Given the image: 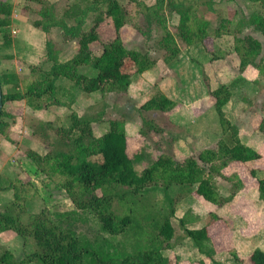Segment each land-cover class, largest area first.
<instances>
[{
    "label": "trees",
    "instance_id": "16d2710c",
    "mask_svg": "<svg viewBox=\"0 0 264 264\" xmlns=\"http://www.w3.org/2000/svg\"><path fill=\"white\" fill-rule=\"evenodd\" d=\"M26 5L34 4L35 17L31 25L46 35L47 57L39 64H27L29 74L22 78L2 71L0 60V77L3 87V112L0 120V134L11 141L10 134L18 116L11 110L10 103L23 102L35 111H52L60 107H68L70 113L65 117L67 126L43 123L46 132H34L33 136L45 143L49 140L48 133L52 131L64 146V150H55L52 144L45 155L34 150L24 149V154L32 161L37 170L50 180L56 181L58 187L66 191L76 206L82 210L94 212L101 229L111 236L126 234L128 230L140 225L131 214L119 215L113 209L116 198L124 199V195L115 192V187H128L131 198L148 195L156 187L170 189L173 186L187 188V192L196 195L215 205L221 206L230 202L246 187L245 178L238 172L226 177L223 170L235 162L247 163L261 156L245 146L240 138V132L226 116L225 106L232 98L228 86L212 87L208 83V94L215 99L222 137L215 148L202 150L195 156L183 160L175 155L161 152L157 157L150 153L145 143L137 153H131L128 148V137L125 126L118 121H112L108 130L98 135L93 121L81 116L71 105L65 104L61 94L64 85L73 83L75 87L86 94L117 93L126 94L133 82L129 65L134 64L136 74H144L155 66V61L148 52L130 49L118 35L110 41L101 33L102 24L112 19L118 34L129 21L126 10L119 0H94L86 8L73 5L68 7L62 17L57 16L56 3L50 0H25ZM136 3L139 18L130 23L147 42L155 41L157 45L169 53L166 63H172L181 54V46L191 47L204 45L210 38L211 23L197 15L196 2L192 0H157L153 5H147L140 0ZM244 2H262L264 0H242ZM31 6V5H30ZM24 6V10L30 9ZM33 8V7H32ZM31 8V9H32ZM16 8L8 0H0V50H12L19 45L18 39L12 36L18 28L14 18ZM95 14L91 27L84 30L85 19ZM76 16V24L69 25L67 19ZM177 18L171 27L170 17ZM175 18V20H176ZM226 24L230 22L226 20ZM242 24L243 22H240ZM248 24L264 35V14L255 12ZM238 26V25H237ZM62 31L61 39L65 45L75 41L76 53L69 59L62 58V50L56 47L52 38L55 29ZM221 27L215 31V37H221L226 32ZM158 35H161L160 39ZM235 51L240 58L238 69L245 72L248 67L258 71L264 79V60L262 43L251 36L236 37ZM98 48V50H96ZM8 55L7 59H12ZM86 67V73L81 72ZM94 70L95 75L90 73ZM60 83H59V82ZM59 83V85H58ZM13 86L14 91L5 92L4 86ZM175 101L162 93H158L142 106L143 111L170 113L176 108ZM264 109V104H263ZM151 129L161 132L154 126ZM42 129V130H44ZM259 131L264 133V119ZM43 132V131H42ZM144 136L147 133L143 131ZM48 136V138H47ZM147 163V164H146ZM145 164L140 171L137 165ZM258 171L249 169L250 178H256L259 198L264 202V179L257 176ZM217 177L230 185V195L224 198L219 195L215 183ZM14 191V198L7 206V211L0 213V233L15 231L24 239L25 246L30 238L36 241L37 250L18 259L10 250L0 254V264H168L166 252L173 245L175 227L171 217L172 207L162 223L157 224V234L149 239L148 244L117 262L107 257L104 260L95 251H91L87 242L73 231L65 230L58 225L48 209L30 214L28 222L23 216L27 214V203L33 201L39 193L31 181L19 177L9 179L7 186L0 185V191ZM213 222H222L230 226L223 218L213 215ZM186 235L194 241L201 253L206 252L208 242L212 245V253L207 254L213 262V256L225 253L223 249L214 246L207 227L188 229L183 224ZM235 263L244 264L235 250L228 251ZM250 264H264V249L257 248L249 257ZM176 264H182L177 259ZM199 264H206L201 261ZM229 264V263H226Z\"/></svg>",
    "mask_w": 264,
    "mask_h": 264
},
{
    "label": "rangeland",
    "instance_id": "374dc122",
    "mask_svg": "<svg viewBox=\"0 0 264 264\" xmlns=\"http://www.w3.org/2000/svg\"><path fill=\"white\" fill-rule=\"evenodd\" d=\"M8 1L16 8L14 16L16 17L15 20L17 21L18 28L20 24L24 23L26 24V31L21 34V32H18V28L13 30L12 36L18 39L19 45L12 50H0V60L2 61V71L4 73H8L9 75L14 74L22 78L29 74V70L27 69L29 61L27 60H31L32 62L30 63L32 64L43 60L42 58L45 57L44 53H47L46 35L44 32L31 25L32 19L35 17L34 4H30V6L28 3L26 5L25 0ZM53 1L56 2L57 16L62 17L64 11L68 7L75 4L79 7L86 8V6L94 0ZM140 1L149 6L157 2V0ZM119 2L130 18L128 24L122 28L118 34L112 19L106 20L101 26L103 37L112 41L119 35L128 48L136 49L143 53L148 52L155 61V66L141 75L136 74V67L134 64H130L128 69L133 75V82L126 94H86L75 87L73 83H67L64 85L65 91L61 94L64 103L71 105L75 101L73 109L81 116L93 121L94 130L98 135L108 130L109 124L112 121L123 123L128 133V147L131 153H136V151L146 143L151 149L149 152L151 151L152 154L154 153L155 157H157L159 153L164 152L173 154L177 159L183 160L188 156L196 155L198 153L197 151L206 146H216V136L221 139V132L219 130L213 132L211 134L212 137L206 138L212 139V141L205 140L204 142L203 138H201L203 135L201 126H203V124L200 120H197V117L204 114L206 111L207 114H205V118L208 123L212 126L217 125V129H219L218 127L221 128L220 120L214 107L215 99L208 94L207 82L215 88L222 85L227 86L226 82H230V79L234 80L239 75H242L238 69L240 58L236 51L234 52L236 37L250 35L251 37L261 38L264 42L263 33L256 31L254 28H251L250 31H246L247 29L245 30L242 24H238V26L232 25V27L230 24H226V19H228V17L234 15V12L235 14L239 13L241 0L229 2L224 0H192V2H196L198 17L204 18L211 23L209 32L210 38H208L203 45L205 51L202 53L200 52V54L195 51L193 53L194 57L192 58L188 53L191 47L181 46V55L170 64L165 62V58L169 55L168 52L161 49L155 41L147 42L146 39L130 25L132 21L139 18L136 3L132 0H119ZM24 6L33 8L24 10ZM237 7H239V9ZM94 17L95 14H90L85 19V23L82 27L84 30H88L91 27ZM175 18L174 16L170 17L171 27L177 22ZM75 19L76 16L73 15L70 19H67V23L69 25H75ZM220 27L222 31L227 34H222V37H215V31ZM37 34L40 36H37ZM61 34L62 31L57 28L54 30L52 38L56 47L62 50V58L67 60L76 53L77 45L75 41L64 45L62 43ZM23 36H26L24 38L26 40L28 39L27 41L30 44L35 46L41 45L43 51L46 49V52L44 51L43 53L44 55L40 51L34 52V49H32V52H29L30 56L28 58L25 57V52H27L28 49L24 50L26 43L23 41ZM160 37L161 35H158L159 39ZM216 38H221V40L215 42ZM1 41L0 38V43ZM96 50H98V48H96ZM8 55H12L13 58L7 59ZM31 55H33V57H31ZM80 71L86 73V67H81ZM95 73L96 72L92 70L90 74L95 75ZM167 78H170L169 81H167ZM236 81L237 80H235L234 83H237ZM4 90L5 92H10L14 91L15 88L12 85H5ZM158 93H162L169 99L178 100L176 102L177 106L172 112L161 113L142 110L144 103ZM238 97L236 95L234 100L236 101ZM246 98L252 102V105L247 107L251 108L252 117L259 121L261 117L263 118L260 112L259 98L262 99L264 103V93L262 94V92H260L257 94L254 100L248 98V96ZM198 100L200 103L194 104V102ZM191 103H193V107ZM237 106V103L231 104V110L235 111V109L238 108ZM8 107L13 111L15 110L14 112L18 116V119L12 126L10 134L11 141L6 140L0 134V185L5 187L10 178L15 179L19 177L24 181H31L34 188L39 193L33 201L27 203V214L23 216L24 223L28 222L30 214L39 213L43 209H48L52 219L58 225L65 230L73 231L78 234L82 240L87 242L91 251H95L104 260L110 257L119 262L126 255L133 253L139 248L145 247L149 239L157 234V224L162 223L166 216L170 215L172 207L182 202L185 198L187 188L179 186H173L170 189L156 187L154 191L151 190L148 195H142L139 198H131L128 187L117 186L115 187V192L120 195H126H124L125 198L123 200L120 198L114 200L113 209L119 215L131 214L135 217L136 221H139L140 225L128 230L126 234L118 236L109 235L101 229L100 222L94 212L78 208L66 191L58 187L56 181L50 180L41 174L32 161L24 154V149L30 148L41 155H45L50 150L47 142L52 144L55 150H64V146L59 139L53 135L52 131H49V140H47L46 143L44 140L42 141L34 137L33 133L41 132L44 134L46 129L43 128V123L45 122L53 126H67L68 123L65 117L70 113V109L65 106L52 111H35L24 105L23 102L10 103ZM230 107L227 106L226 108L227 115L231 114L228 111ZM178 116L181 118H178ZM240 123L242 124V122ZM257 123L259 125L260 122ZM250 124L254 125V123L251 122ZM150 126H154L157 130L160 129L161 132L151 129ZM143 131L147 133V136H144ZM171 139L177 140V142L171 145L173 142ZM245 140L248 141L246 137ZM201 142L203 143L201 144ZM194 152L196 153L194 154ZM144 167L145 164H141L137 165L136 168L140 171ZM250 168H252V165L240 164L237 168H232L227 171L226 174L231 175L233 172L242 173V177L249 183V186H254V184L258 186L256 178H250L248 175V170ZM219 184L220 188L225 189L227 186L230 188L229 184L224 180H219ZM13 198L14 191H0V213L7 211V206L11 203ZM183 205L186 207L185 203ZM208 220L212 222L213 217ZM174 225L176 229L175 235L177 236L175 241L177 243H183L185 249L187 248L186 250L191 248L194 249L196 244L186 235L181 220L174 222ZM222 226L226 232L221 233L222 243L224 245L221 249H223L224 252H228V247L231 250L233 248L232 245L229 244L231 234L229 236L230 230L227 228L228 225L226 226L222 223ZM185 240H187V242ZM255 246L256 244H253L252 248ZM261 248L264 249V246ZM4 250H10L15 253L18 259H22L26 254L37 250V245L36 241L30 238L25 246L24 239L15 231H6L0 233V254ZM252 252L247 251L244 255L247 264H250L249 255H251ZM168 254L170 255L169 257H171L168 264H176L175 261L177 260L175 259L174 252H170L169 250ZM31 264L39 263L34 262Z\"/></svg>",
    "mask_w": 264,
    "mask_h": 264
},
{
    "label": "crops",
    "instance_id": "0c3cea01",
    "mask_svg": "<svg viewBox=\"0 0 264 264\" xmlns=\"http://www.w3.org/2000/svg\"><path fill=\"white\" fill-rule=\"evenodd\" d=\"M50 1L52 3H56L53 0H50ZM224 1L229 2V1H235V0H224ZM237 8L239 9V7ZM258 11L264 14V3L244 2L241 0V8L239 10V13L235 14L234 12V15H232L233 14L232 13L231 14L232 16L228 17V19L226 20L230 22L231 27L232 25H235V26L238 25L241 21L243 22L244 29L245 30L247 29L246 31H250V29L254 27L248 24L249 19L255 12H258ZM18 29H19L18 32L19 33L21 32L22 34V32L26 31V24L24 23L20 24ZM37 36H40V35L37 34ZM247 36H250V35H247ZM24 37L26 36H23V38ZM254 38L259 40L262 43L263 52H262L261 58L264 60V42L261 38H258V37H254ZM24 39L23 41L26 43V45L24 46V50L28 49V51L25 52V57L28 58L30 56L29 52H32V49H34V52L40 51L42 54L44 53V51L46 52V49L44 51L42 50L43 47H41V45H37V46L32 45L27 41L28 39L27 40L25 39L26 41ZM218 40H221V38H216L215 42H217ZM195 51L200 54V52L202 53L203 51H205V49L203 48V45L201 44L191 46V49L188 50V53L191 58L194 57L193 53ZM44 54L43 55L46 57L47 53H44ZM31 57H33V55H31ZM45 57L42 58L43 60H40L39 62H34L32 64L42 63L46 59ZM27 61H29V64H31L30 62H32L31 60H27ZM170 78H173V77H170ZM170 78H167V81H169ZM235 80H237L236 81L237 83H234ZM226 85L229 86V88L232 91V98L230 102L224 108L226 116L229 118V120L234 125L238 127L242 143L245 146L251 148L256 153H258L261 157L257 160H252L247 163H242V162L232 163L228 167H226L222 172L226 177H228L230 175L226 173L230 169L237 168L240 164L252 165V168L250 169L257 170L258 171L257 176L259 178L264 179V133L259 131L260 124L262 120L264 119V109H263L264 103H263V100L259 98V103H260V108H261L260 112L263 118L261 117L259 121H257L254 119V117H252L251 108H247L250 105H252V102H250L246 98L248 96V98L254 100L257 94H259L260 92H262V94L264 93V79L260 78L257 70H255L253 67H248L245 70V72L242 73V75H239L234 80L230 79V82H226ZM236 95L237 97L238 96H241V97H238L237 100L235 101L234 97H236ZM173 101L177 102L178 100L175 99ZM198 103H200L199 100L194 102V104H198ZM234 103L238 104L237 106L238 108H236L235 111H232L230 105ZM74 104H75V101H74ZM74 104L72 105V108L74 107ZM191 106L193 107V103H191ZM227 106L230 107L229 108L230 110L228 109V111L231 113L228 115L226 112ZM205 114H207L206 111L204 112V114L199 115L197 117L198 118L197 120H200L201 123L203 124V126H201V129H203L201 131L203 134L201 138H203L204 142L205 140L212 141V139H206V138L212 137L211 134L213 132H217L218 130L221 132V135H222V129L220 127H218L219 129H217V125H213V126L210 125L205 118ZM178 118H181V117L178 116ZM240 122H242V124ZM250 122L254 123V125H251ZM257 122H260L259 125ZM244 136L248 139V141L245 140ZM127 137H128V133H127ZM216 137H217L216 142L218 144L220 139L218 136ZM174 139H171L173 140L171 145L177 142V140H174ZM128 143H129V138H128ZM202 143L203 142H201V144ZM216 146L209 145L203 149H200L197 152L200 153L202 150L209 149V148H215ZM140 149L141 148H139L138 151ZM138 151H136V153ZM195 153L196 152H194V154ZM239 174L241 175L242 173H239ZM219 180H223V179L220 177H217L215 179V183L218 187V193L220 196L227 198L230 195V188L228 186L225 189L220 188ZM256 183H257V179H256ZM257 187L258 186H256V184H254V186H249V183L246 182L245 189L239 192L230 202L224 205H221V206L210 203L201 197L197 198L198 196L196 197V195L195 196L191 195L186 191L185 198L183 199V201L174 206V212L171 217L172 224L175 227L174 222L181 220V223L183 221V224L188 229H201V228L207 227L209 231V236L212 239L211 241L216 247V249H218L224 246L222 243L221 233H225L226 230L222 226V222L214 223L213 221L211 222L208 219L210 218L212 219L213 215L223 218L224 220L228 222L230 226L229 236L231 234V239L229 241V244L232 245L233 247L232 250H235L239 258L244 260V264H247L245 261V256H244L245 253L247 251L252 252L253 250H256L257 248L262 249L261 247L264 246V202L260 200L259 198V192L257 190ZM7 191L8 190H6V192ZM184 203L186 204V207L185 205H183ZM176 239H177V236L175 235V238L173 240V245L169 250L170 252H174L175 259L180 260L182 264H199L201 261L206 262V264H226V263L237 264L235 263L233 257L228 252L214 255L213 262L210 261V259H208L207 257V254L212 253V245L210 242L207 243L206 252L204 254L199 251L196 245L194 249L192 248L188 249L190 251L186 250L187 248L185 249V247L183 246V243L181 242L177 243L175 241ZM185 241L187 242V240ZM253 244H256L255 246L256 248L254 247L255 249L252 248ZM169 250H167L166 252L167 254ZM228 250L231 251L229 247H228ZM169 256L170 255L168 254V257ZM169 259L171 260V257H169Z\"/></svg>",
    "mask_w": 264,
    "mask_h": 264
},
{
    "label": "water",
    "instance_id": "95a60500",
    "mask_svg": "<svg viewBox=\"0 0 264 264\" xmlns=\"http://www.w3.org/2000/svg\"><path fill=\"white\" fill-rule=\"evenodd\" d=\"M3 106H4V101H3V87L1 84V77H0V120L3 112Z\"/></svg>",
    "mask_w": 264,
    "mask_h": 264
},
{
    "label": "built area",
    "instance_id": "2783aa9c",
    "mask_svg": "<svg viewBox=\"0 0 264 264\" xmlns=\"http://www.w3.org/2000/svg\"><path fill=\"white\" fill-rule=\"evenodd\" d=\"M14 18H16L15 16H14ZM16 33V32H15Z\"/></svg>",
    "mask_w": 264,
    "mask_h": 264
}]
</instances>
